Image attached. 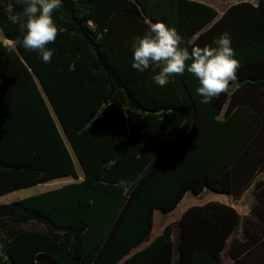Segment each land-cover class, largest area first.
I'll use <instances>...</instances> for the list:
<instances>
[{"label":"trees","instance_id":"trees-1","mask_svg":"<svg viewBox=\"0 0 264 264\" xmlns=\"http://www.w3.org/2000/svg\"><path fill=\"white\" fill-rule=\"evenodd\" d=\"M24 7L0 0V198L75 181L0 205V264H224L225 250L230 264H264V0L222 14L195 0H61L49 63L16 43ZM158 21L189 51L230 35L240 67L226 93L202 104L187 70L160 87L159 69L132 67L135 38ZM205 191L250 194L249 215L192 206L177 258L171 224L138 250L157 212ZM238 231L246 240L228 246Z\"/></svg>","mask_w":264,"mask_h":264},{"label":"clouds","instance_id":"clouds-1","mask_svg":"<svg viewBox=\"0 0 264 264\" xmlns=\"http://www.w3.org/2000/svg\"><path fill=\"white\" fill-rule=\"evenodd\" d=\"M23 3L25 31L22 41L17 40L16 43L27 50H38L43 62L49 63L54 53L46 46L54 43L60 32L53 13L61 7V0H23ZM6 11L11 23L21 21V16L14 14L12 5H8ZM213 44L215 46L192 47L189 51L188 47L181 46L182 37L175 28L159 21L150 23L146 33L134 40L132 67L140 72L159 69L153 81L160 87L166 86L170 77L182 76L187 70L199 81L196 91L203 98L201 103L208 104L228 91L230 83L237 79L240 67L228 33L214 39ZM117 186L122 187L125 194L129 190L124 180Z\"/></svg>","mask_w":264,"mask_h":264},{"label":"rangeland","instance_id":"rangeland-1","mask_svg":"<svg viewBox=\"0 0 264 264\" xmlns=\"http://www.w3.org/2000/svg\"><path fill=\"white\" fill-rule=\"evenodd\" d=\"M195 1H199V2H203L206 4H209L211 6H213L215 9L218 10V12L220 14H222L228 7H230L231 5H234L236 3L239 2H243V1H249L252 3H257L258 0H195ZM0 35H1V30H0ZM1 38L3 39L5 45L7 46H12V43L5 40L2 36ZM78 167V171L79 174L82 176V170ZM74 179H61V180H57L51 183H47V184H40L34 187H30V188H25V189H21L18 191H15L13 193H10L6 196H3L0 198V205L2 204H8L11 203L13 201H17L20 199H24L33 195H37L43 192H46L48 190L51 189H55L58 187H61L65 184L74 182ZM226 195L224 194H219L213 191H206V193L202 194V195H193L192 193H189L184 199L183 201L179 204V206L171 213L168 214H164L161 212H157L156 215V225L154 227L153 232L155 231V233L158 231L159 225H165L166 223H171L173 224L174 227L178 226V217L190 206H197L202 204L205 200H207L208 198H211V200H221L223 198H225ZM253 201L252 197L250 194H247L245 196V198H242L239 201H236L238 207L241 209V211H244L247 206Z\"/></svg>","mask_w":264,"mask_h":264},{"label":"crops","instance_id":"crops-1","mask_svg":"<svg viewBox=\"0 0 264 264\" xmlns=\"http://www.w3.org/2000/svg\"><path fill=\"white\" fill-rule=\"evenodd\" d=\"M253 4H256V3H253ZM204 193H206V191L205 192H203L202 194H204ZM202 194H200V195H202ZM245 198V197H244ZM220 202V203H223V204H226V205H228V206H231V207H234L242 216H247V215H249V213H250V208H251V205H252V203H253V201L247 206V208L244 210V211H241V209L238 207V205H237V203L233 200V198L231 197V196H229V195H226L225 196V198H223V199H221V200H211V198H208L207 200H205L202 204H200V205H197V206H203V205H205V204H207V203H209V202ZM190 207H192V206H190ZM190 207H188V208H190ZM187 208V209H188ZM186 209V210H187ZM185 210V211H186ZM184 211V212H185ZM183 212V213H184ZM182 213V214H183ZM181 214V215H182ZM156 215H157V213L155 214V225H156ZM181 215L178 217V226L177 227H174L173 226V224H171V223H166L165 225H162V226H160L159 225V228H158V231L155 233V231L152 233V235H151V237H150V239H149V241L148 242H146V244H144V245H142L141 247H139L138 248V250H140V249H142L143 247H145L148 243H150L154 238H156L157 236H159L161 233H162V231H163V229H164V227L167 225V224H171L172 226H173V228H174V246H175V256H176V258H177V256H178V248H179V244H180V227H179V219H180V217H181ZM235 238H239V239H241V240H243V241H245L246 240V237L242 234V232L241 231H238L236 234H234V236L229 240V242H228V246L231 244V242L233 241V239H235ZM223 261H224V264H230L231 263V260L229 259V257H228V254H227V250H225V252H224V254H223Z\"/></svg>","mask_w":264,"mask_h":264}]
</instances>
